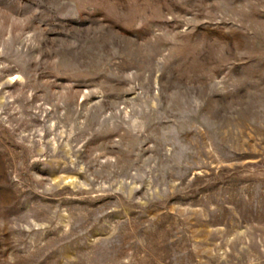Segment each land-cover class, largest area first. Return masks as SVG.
<instances>
[{"label":"rangeland","instance_id":"374dc122","mask_svg":"<svg viewBox=\"0 0 264 264\" xmlns=\"http://www.w3.org/2000/svg\"><path fill=\"white\" fill-rule=\"evenodd\" d=\"M0 264H264V0H0Z\"/></svg>","mask_w":264,"mask_h":264}]
</instances>
